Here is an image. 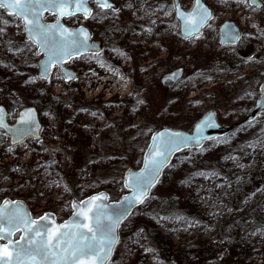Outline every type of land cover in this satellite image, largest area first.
<instances>
[{
	"label": "rangeland",
	"instance_id": "rangeland-1",
	"mask_svg": "<svg viewBox=\"0 0 264 264\" xmlns=\"http://www.w3.org/2000/svg\"><path fill=\"white\" fill-rule=\"evenodd\" d=\"M181 1L186 9L194 2ZM121 2L124 12L98 10L95 19L65 20L87 25L100 40L106 18L128 20L116 46L66 64L77 79L57 78L62 73L54 68L50 79L41 80L40 57L31 60L35 45L21 51V66L0 63V105L11 123L24 107L37 108L39 98L43 104L40 138L11 146L0 132V203L23 199L36 216L53 212L62 221L75 198L101 190L125 194L124 169L140 167L149 134L165 123L191 129L216 108L226 125L238 117L245 122L174 157L152 199L123 223L108 264H264V112L246 118L264 85V0L255 10L236 0H205L213 18L189 40L180 35L173 0H144L141 7L135 0ZM3 19L0 49L14 51L8 37L25 38L23 24L13 16L9 24ZM45 19L56 17L48 13ZM227 20L241 26L240 46L220 43L219 28ZM180 68L182 77L166 82ZM117 137L126 143L118 152Z\"/></svg>",
	"mask_w": 264,
	"mask_h": 264
},
{
	"label": "snow or ice",
	"instance_id": "snow-or-ice-1",
	"mask_svg": "<svg viewBox=\"0 0 264 264\" xmlns=\"http://www.w3.org/2000/svg\"><path fill=\"white\" fill-rule=\"evenodd\" d=\"M88 3L89 0H0V9L20 20L30 42L48 56L41 79H49L52 68H57L58 73L63 74L57 78H74L62 65L82 53L88 33L83 29L71 32L61 20L64 17L95 19ZM93 3L105 13L118 11L109 0H93ZM236 3L254 6V10L259 7L256 0H251L250 4L249 0H236ZM176 10L179 12L178 6ZM44 12H50L56 17L55 24L41 22ZM180 18L184 21L185 38H188L198 37L200 29L212 19V15L200 0H196V10L187 14L181 12ZM3 31L4 29L0 28V33ZM81 36L83 40L80 39ZM239 38V35L231 36L233 42ZM25 116L28 119H25ZM210 120L211 118L206 120L204 125L214 126L210 124ZM21 123L33 125L35 121L31 118V113H25L21 117ZM0 128L13 132L2 117ZM26 135H32L31 129H16L13 132V144H22ZM197 136L199 139L184 136L180 132L154 135L143 170L136 174L130 173L122 183V187L132 193L131 197H124L120 206L110 211L105 210L102 203H97L107 197L95 196L89 201L73 204V220L57 227L50 214L33 220L26 212L21 211L19 202L5 200L0 206V242H4L0 243V264H108L112 251L119 242L117 230L121 223L132 215V208L136 204L143 205L152 199L151 189L159 183L161 172L174 152L187 147L193 140L197 146L200 145V140L204 139L200 125H197ZM8 150L12 151V148ZM50 224L53 225L51 229ZM17 232L21 233L19 239L13 240Z\"/></svg>",
	"mask_w": 264,
	"mask_h": 264
},
{
	"label": "water",
	"instance_id": "water-1",
	"mask_svg": "<svg viewBox=\"0 0 264 264\" xmlns=\"http://www.w3.org/2000/svg\"><path fill=\"white\" fill-rule=\"evenodd\" d=\"M109 2L112 3L111 0H109ZM250 2H251V0H250ZM92 3H93V0H89L88 6L91 9H92ZM135 3H136L137 6H141V5H143L144 0H135ZM200 3L209 10V12L211 13L212 18H213V8L210 7L204 0H200ZM256 3L259 5V7H256V8L259 9V8L262 7L261 0H256ZM173 6H174V10H175V17H176V19H177V21L179 23V32H180V35L184 39H186V40H188V39H190L192 37H195V36H190L188 38H185V25H184V21L180 18V13L182 12L184 14H187V13H190V12H194L196 10V0H194L193 5H192V7L190 9L184 8L181 0H173ZM176 6L179 7V12H177ZM252 7H254V6H252ZM5 12L7 13V11H5ZM47 13H50V12H44L43 13L41 22L42 23H45V24H55L56 20L53 21V22H47V21H45L44 16ZM65 18H68V17H64L61 20V23L69 31L76 32V31H78L80 29H83L84 31H86L88 33V39L85 42L86 43V46L82 49V53L79 56L86 55V54H97V53H100L102 51V44L99 41H95V40L92 39V36L90 34V31H89V29L87 27H83V26H81V27H71V26L67 25L64 22V19ZM211 20H209L207 22V24L203 28L200 29V33L199 34H201V32L203 31V29L205 27H207V25L209 24V22ZM233 35H239L240 38L237 41L233 42L232 39H231V36H233ZM241 36H242V30H241L240 26L235 21L227 20V21L223 22V24L219 28V41L222 44H235V43H237L241 39ZM25 39L27 41H30L29 40V37H28V35H27L26 32H25ZM80 39L83 40L84 39L83 36H81ZM35 53H36L37 56L40 57L39 60H38V62H37V66H38V76L41 78V76L44 73V65L47 63L48 56L44 53V51L42 49H39L37 47H36ZM74 57H77V56H74ZM67 63H64L62 65V67L67 71L68 74H70L71 76L74 77L73 79H70V80L77 79L78 78L77 72L74 71V70H72V69H70V68H68L67 65H66ZM53 69L54 68L51 69V73L53 72ZM182 75H183V70L182 69H177L174 72H172L168 77H166L165 80L169 84H172L173 82H177L182 77ZM50 77H51V75L49 76V78ZM168 79H169V81H168ZM42 80H45V79H42ZM70 80H66V81L69 82ZM263 111H264V85L262 86V91H261L260 98L257 101V104L254 107V109L247 116V119L250 120V119L254 118L255 116L259 115ZM7 113L8 112L6 111L5 107L4 106H0V117L3 118L4 123L7 125L8 128L12 129L13 132H15L16 129H26V128L31 129L32 135H26L24 137L23 142L26 141L30 137H32V138H40L41 123H40V120L38 118L39 117L38 111H37V109L35 107H28V108L23 109L20 112V114L18 115V117L16 119V123H14V124H11L10 122H8V120H7ZM25 113H31V118L35 121V124L28 125V124H22L21 123V117ZM24 118L25 119H28L27 116H25ZM209 118H211L210 124H213L214 126H205L204 125V122L206 120H209ZM197 125H200V127H201V135H202V137H204V139H201L200 140V145L197 146L195 140H193V141H191L189 143V145L187 147H182L180 151L174 152L169 157L168 164L163 168V170L161 172V175H160V178H159V181H160V179H161V177H162L165 169L170 165V163L172 162V160L174 159V157L177 154L181 153L184 150H188V149H199L205 143L216 139L219 135L225 134V133L229 132L232 129V126H226V125H223V124L220 123V121L218 120V117H217V111H216V109H212V110L208 111L201 119H199L195 123V125L193 126V128L191 130H186V129H182V128H175V127H170V126L161 127V128H159L157 131H155L152 134V136L150 138V141L148 143V146H147V148L145 150V153H144V156H143V161H142L141 166L139 168H137V169H131V170H129L126 173L124 180H126L128 178V176H129L130 173L136 174V173H140L143 170L145 159L149 156V154H150L149 153V149L153 145L152 137L154 135H157L159 133L180 132L184 136H187V137H195V138L199 139V137L197 136ZM1 129L5 132L6 135L9 136V138H11V144L12 145H19V143L18 144H13V142H12L13 141V132H8L4 128H1ZM154 188L151 189V192L153 191ZM126 190H127V192L125 194L121 195L118 200H111L110 194L107 191H105V190H102V191H99V192H95V193L90 194V195H88L85 198L80 199V200L79 199H75L72 202V213H71V215L67 219H65L64 221H61V222L57 219L56 214L53 213V212H46V213L42 214L41 216H43L45 214H50L51 220L54 221V225L58 227L60 225H64V224L70 223L73 220V217L75 215V213L73 211V204H79V203H81L83 201H89V200H91L92 197H95V196H104V197H107V199L103 200L102 202L101 201H97V203H102L104 209L110 211L111 209H113L115 207H119L120 204H121V202L123 201L124 197H126V196L127 197H131L132 193L128 189H126ZM151 192H150V195H151ZM5 200L11 201V202H19V204L21 205V211L26 212L28 214V216L31 217L33 220H37V219H39V217H41V216L34 217V215L32 214V211H31L28 203L25 200H23V199H10V198H6V199H4L0 203V206L3 205V202ZM141 206L142 205H140V204H136L132 208V212L136 208L141 207ZM80 219L83 222V218L81 217ZM127 219H125L121 223V225L119 226V228L117 230V235H118L119 240H120V229H121V226H122V224ZM52 227H53V225L50 224L49 225V228L51 229ZM16 235H18V237H16ZM20 235H21L20 232L15 233V235L13 236V240L19 239V236ZM0 243H4V242H0ZM118 243L115 245V247H114V249L112 251L111 257L109 258L108 263L112 259Z\"/></svg>",
	"mask_w": 264,
	"mask_h": 264
},
{
	"label": "trees",
	"instance_id": "trees-1",
	"mask_svg": "<svg viewBox=\"0 0 264 264\" xmlns=\"http://www.w3.org/2000/svg\"><path fill=\"white\" fill-rule=\"evenodd\" d=\"M116 1H120L121 0H116ZM150 2L152 3H155V0H150ZM162 2H166V1H162ZM111 13H114L113 11H111ZM0 15H2L4 17V22L7 21L6 24H9V21L12 20V16L6 14L4 11H2V9H0ZM111 15V14H109ZM115 15V14H114ZM147 15V14H146ZM110 16L108 18H106L105 20V24H104V29H103V40H101L103 42V44L105 46H116L117 42H118V39L116 38L117 36H119V34L125 30V26H126V23L125 21H128V20H125L127 18L123 17L122 15L121 16H117L112 19L110 18ZM143 18V17H142ZM5 24V23H4ZM19 36V38H18ZM7 46H11L12 48H14V51H12L11 49H8L7 47H4V48H1L0 49V63L3 64L4 66H18V65H22V62H23V58L22 56L20 55L21 51L24 49V48H31V50H33V44L29 41H27L23 36L22 34H13V37H8V41H7ZM7 50H10V53H7ZM34 57L31 58V60H36V57H35V54L33 55ZM40 100L41 98H39L37 100V104H38V107L37 109H39L40 111H42V107H43V104L40 103ZM31 103L33 104L34 101H31ZM47 106L49 107H53V105L49 102H47ZM54 109V108H53ZM62 113V109L60 110V112H57V116H59L60 114ZM200 119V118H198ZM240 117H238L235 121H232L231 124L229 125H233V129L230 131L232 132L234 129H236L237 127L241 126L244 122H241L240 121ZM239 121V122H237ZM237 122V123H236ZM163 125H166V126H170L171 127V124H168V123H165V124H162L160 126H158L159 128L160 127H163ZM194 125V124H193ZM158 130V129H157ZM229 132V133H230ZM153 133V132H152ZM152 135V134H151ZM151 135L149 134L148 135V139L147 141L144 143V147H143V153L145 152V149L150 141V138H151ZM150 136V137H149ZM117 142L119 144H116V146L119 148V150H117L116 152L122 150L125 146V139L124 138H119L117 137ZM111 152V151H109ZM142 162V157L140 158V163ZM130 169L132 168H129L127 167L126 170L124 169V173L128 172ZM121 182V181H120ZM121 184V188L124 190L125 192V188L122 187V182L120 183ZM87 189L90 188V186H87L86 187ZM123 192V193H124ZM110 197L112 200H117L122 194L118 193V192H114V193H110Z\"/></svg>",
	"mask_w": 264,
	"mask_h": 264
},
{
	"label": "flooded vegetation",
	"instance_id": "flooded-vegetation-1",
	"mask_svg": "<svg viewBox=\"0 0 264 264\" xmlns=\"http://www.w3.org/2000/svg\"><path fill=\"white\" fill-rule=\"evenodd\" d=\"M112 1V5H113V8L114 9H118V10H123V4H122V2H120V1H116V0H111ZM205 1V0H204ZM261 2H262V0H261ZM207 3V2H206ZM208 4V3H207ZM136 5V4H135ZM209 5V4H208ZM141 6H143V5H141ZM141 6H135V7H141ZM210 6V5H209ZM211 7V6H210ZM262 7H263V2H262ZM261 7V8H262ZM260 9V8H259ZM92 10H93V14L95 13V12H97L98 10H100V9H98L97 7H96V5L95 4H92ZM111 12V11H110ZM114 12H116V11H114ZM123 12H124V10H123ZM213 12H214V10H213ZM147 15H148V13H146ZM210 23V22H209ZM85 25V24H84ZM86 27H87V25H85ZM90 30V29H89ZM204 30V29H203ZM90 32H91V30H90ZM203 32V31H202ZM201 32V33H202ZM92 33V32H91ZM200 35V34H199ZM196 37V36H195ZM193 38V37H192ZM191 39V38H190ZM94 40H96V41H99L101 44H102V50H103V46H104V44L102 43V41L100 40V39H98V38H96V39H94ZM189 40V39H188ZM180 69H182V68H180ZM25 108H27V107H25ZM24 108V109H25ZM36 108V107H35ZM37 109V108H36ZM21 111V110H20ZM37 111H38V115H39V110L37 109ZM8 112V111H7ZM7 120H8V122H10L9 121V114L7 113ZM11 123V122H10ZM14 123H16V118H15V122ZM14 123H11V124H14ZM191 130V129H190ZM0 132H3V133H5L1 128H0ZM9 143L11 144V138H9ZM12 145V144H11ZM35 215V214H34ZM36 216V215H35ZM16 237H17V235H16Z\"/></svg>",
	"mask_w": 264,
	"mask_h": 264
}]
</instances>
